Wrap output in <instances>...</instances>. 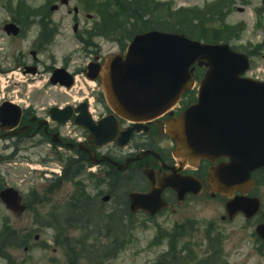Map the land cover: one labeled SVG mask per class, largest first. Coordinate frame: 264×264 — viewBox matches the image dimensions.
I'll list each match as a JSON object with an SVG mask.
<instances>
[{
	"label": "rangeland",
	"instance_id": "rangeland-1",
	"mask_svg": "<svg viewBox=\"0 0 264 264\" xmlns=\"http://www.w3.org/2000/svg\"><path fill=\"white\" fill-rule=\"evenodd\" d=\"M11 1L13 0H0V25L1 21L7 18L6 6L7 3L9 6ZM23 1L24 5L33 6L35 11L38 10L42 14L46 12V15L51 16V19L59 24L60 33L56 35L55 42L49 48V55L45 54L46 59L56 57L58 64H61L65 55L75 54L81 50V45L74 39V15L80 19L88 13L102 12L108 19L107 23L114 17H119L116 15L119 10L117 0H70L69 8L72 13L67 11L68 8L63 7L61 0ZM119 2L129 8L124 13L126 21L123 17L119 19L123 18V21L128 23L134 20L131 18L133 15L138 14L139 21L144 24L138 29H145L146 25L155 27L168 23V29L172 30L173 26L181 21L178 11L182 10L181 13L196 16L193 18L196 19V22L193 21L194 24L204 20L203 27H208L213 33L217 32L224 36L227 39L226 42L236 51L248 54L252 60V68L247 75L264 80L262 0H119ZM140 2L143 3V7H146L145 12L139 10L142 6V4L138 5ZM217 2L221 4L206 10L208 5ZM55 3L61 6L60 11L51 10ZM75 7L79 8L80 15L74 12ZM151 7L157 12L153 13ZM187 17L184 15V18ZM188 21L189 19H184V26L190 25L187 24ZM228 25L233 29L226 31ZM128 27L131 28V26ZM182 32L188 35L187 31ZM101 35L113 40L120 39L123 32L111 29ZM210 37H213V34L208 35V39L198 36L202 41L211 40ZM129 40L126 38L125 42ZM109 44V42L105 44V49L109 50L108 53L118 51L117 46L108 49ZM4 47L5 41L0 36L1 68L2 66L10 67L13 64L12 53ZM45 62L47 65L50 64V60ZM201 71L203 69H198V72ZM15 72L18 73L15 75L17 79H14V75L12 79H9L7 74H0V97L7 91L6 85L12 81L15 83L21 81L24 84L30 83L31 87L27 86V90L35 92V95H49L52 102L63 98L59 90L43 86L44 79L48 77H40L32 83L31 76L22 75L18 70ZM39 89L41 93L38 94L36 91ZM11 153L10 150H0V155ZM36 155L33 161L8 163L0 161V190L5 184L17 188L25 197L26 203L31 206L23 216L16 218L0 204V236L2 240L6 238L8 230L17 242V245L9 246L0 240V264H68L67 249L56 243L58 239L63 240V237L58 238L59 231L56 227L68 230L69 236L78 243L79 248H83L82 256L86 258L83 259L82 264H164L165 260L161 256L171 252L170 243L173 238L179 242L176 245L177 250L182 251L181 264H264V254L259 252L262 248L253 235L255 228L248 225L242 218L234 219V221L222 220L221 217L226 213L218 199L202 197L192 205L184 206L183 210H179L176 215L170 212L158 214L154 218H148L144 213L130 215L128 194L142 187L143 180L128 181V178L122 180L124 176H119L121 177L119 184L111 186L108 181H105L103 190L98 191L92 187L87 175L82 177L81 174L76 177L74 166L70 173L60 176L62 171L70 168L66 162L68 158L64 157L60 160L59 156L56 158L53 153L46 151L37 152ZM50 156L54 157L50 164L42 162L45 157L49 159ZM97 169L98 167L94 168V170ZM54 174L58 178H53ZM47 179H55L54 184L49 183ZM75 183H77V189L74 186ZM73 190H77V202L80 206L81 197L87 194L90 197V200L85 202L84 208L87 206V209L81 210L85 218L80 220V224H88L83 229L77 228L75 223L70 227L67 224V220L71 219V208L67 206L65 197ZM51 194L54 195L51 196ZM107 194L112 195V198L108 202H103L102 197ZM42 197L52 199L51 203L57 204L56 208L53 210L52 206L47 205L39 208L38 213L32 204ZM78 203H74L73 208L79 207ZM191 223L198 228L193 233ZM48 224L54 226L49 227ZM175 229H179L180 237H174ZM95 230L100 232L99 236L92 233ZM36 236H39L38 240ZM81 238H86V244L81 242ZM72 244L76 245L74 242Z\"/></svg>",
	"mask_w": 264,
	"mask_h": 264
},
{
	"label": "flooded vegetation",
	"instance_id": "flooded-vegetation-1",
	"mask_svg": "<svg viewBox=\"0 0 264 264\" xmlns=\"http://www.w3.org/2000/svg\"><path fill=\"white\" fill-rule=\"evenodd\" d=\"M63 3V7L72 13L69 8L70 0ZM24 4L23 0H13L9 6L7 3L8 15L1 21L0 36L5 41L4 48L12 53L13 64L10 67H0V74H7L9 79L14 75V79H17L15 75L18 73L15 70H18L22 75L31 76L32 83L46 76L48 78L44 79L43 86L59 90L63 98L52 102L49 95H35V92L27 90V86L31 87V84L21 83L20 80V83L12 81L6 85L7 91L0 97V150L6 149L12 153L0 155L1 162L33 161L37 152L46 151L53 153L56 158L59 156L60 160L68 158L66 162L70 168L67 172L70 173L74 166L76 177L87 175L92 187L98 191L104 188L105 181L112 186L116 185L117 179H106L114 177L111 172L124 175L128 181L143 180L142 187L136 191L147 193L153 187L161 188L162 197L168 204L156 215L167 212L176 215L184 206L192 205L202 197L218 199L226 210L228 201L240 198L245 205L236 216L232 220L226 215L221 218L224 221L242 218L255 228L253 234H256V229L264 224V169L254 170L250 177L238 172L233 177H227L222 174L223 165L228 162L227 158L216 162L201 160L197 164H190L174 155L176 142L167 133V125L195 101L187 107L181 103L171 113L141 123L121 118L108 106L103 93L102 68L110 56L126 52L127 35L137 30L139 19L136 16L135 21L122 23L120 28L126 31L123 40L122 35L120 39L110 40L101 34L110 27L118 30V22L106 24L101 15L93 13L81 16L80 19L74 15L73 34L74 39L81 45V50L65 55L61 64H58L56 57L46 59L45 54L49 55V48L60 33L59 24L46 15V12L42 14L35 11L33 6ZM60 10L61 6L55 9ZM74 12L81 14L78 7H75ZM11 25L13 28H9ZM147 27L146 25L145 29ZM107 42L110 43L108 49L117 46L118 51L108 53L109 50L105 49ZM124 46L126 47L123 51ZM45 60H50V64L47 65ZM44 91L48 93L47 90ZM36 93H41V89ZM106 118L109 121L104 126L101 122ZM109 134L112 138L105 137ZM54 157H45L42 162L50 164ZM95 167L98 169L94 170ZM213 173H218V176ZM65 174V171L62 172V176ZM53 178L58 177L54 174ZM172 179L180 181L176 188L167 184ZM210 179L246 180H241L236 190L230 196H225L215 194ZM54 180L47 179L51 184H54ZM70 183L73 184L71 181ZM74 186L77 189V183ZM8 187L13 186L5 184L1 190ZM68 193L66 199L63 198L67 201L66 204L73 206L78 203L77 190ZM87 195L82 198L81 205L90 200ZM22 197L27 208L31 207L23 195ZM51 202L52 199L42 197L35 200L32 206L39 213L38 209L47 205L52 206L51 209L56 208L57 204ZM0 204L3 205L1 202ZM159 205L158 202H152L150 209L154 210ZM256 205L259 206L258 210L248 217L247 214ZM257 242L264 247L263 239L258 238Z\"/></svg>",
	"mask_w": 264,
	"mask_h": 264
},
{
	"label": "water",
	"instance_id": "water-1",
	"mask_svg": "<svg viewBox=\"0 0 264 264\" xmlns=\"http://www.w3.org/2000/svg\"><path fill=\"white\" fill-rule=\"evenodd\" d=\"M196 64L206 68L198 101L167 128L177 142L175 156L191 164L229 157L231 162L222 169L227 177L231 172L235 175L236 170L245 169L243 175H247L264 166V82L242 77L250 68L249 58L228 44L204 43L181 33L139 34L125 57L111 56L102 69L104 95L111 109L127 120L139 123L155 119L170 111L192 89ZM108 121L101 124L107 126ZM105 137L112 138L111 134ZM241 180L210 182L215 190L229 195ZM178 183L173 179L171 186ZM160 192L153 189L150 193H131V212L154 215L166 206ZM0 199L16 216L26 209L14 188L1 191ZM109 199L104 197V201ZM155 201L164 205L151 210Z\"/></svg>",
	"mask_w": 264,
	"mask_h": 264
},
{
	"label": "trees",
	"instance_id": "trees-1",
	"mask_svg": "<svg viewBox=\"0 0 264 264\" xmlns=\"http://www.w3.org/2000/svg\"><path fill=\"white\" fill-rule=\"evenodd\" d=\"M117 3H118L117 5L120 7V9H119L120 11H123L126 9L125 5H121L119 0H117ZM155 3L157 5H160L157 2H155ZM217 6H219V5H216L214 7H217ZM151 11L153 13L157 12V10L153 7H151ZM181 12H183V10L178 12V17L181 21L178 22L177 24H175L173 26L172 30L168 29V23L167 24L165 23L164 26L157 25L155 27L160 28V29L162 28V30H167V31H173V30H175V32L187 31L188 35L190 37H194V38H198V36H201V38H203V39H208V35L213 34V37L209 38L211 40H208V41H212V42L227 41V39L224 36L218 34L217 32L213 33V31H211L210 28H208V27H206V28L203 27L204 20H199L200 22L194 24L193 18H195L196 16H190L189 13L186 14V13H181ZM194 12H196V10ZM184 15H187L188 17L184 18ZM184 19H189L187 24H190V25L188 27H186V25L184 26ZM160 24H161V20H160ZM200 24H201V26H199ZM229 29H233V28L230 25H228L226 31ZM88 207H89V205H88ZM82 208H84V207L79 206V207L72 209V212L75 213L74 214V223L77 224V226H76L77 228H81V229L86 228V226L88 225V224H80V220H83L85 218L84 214L81 212ZM57 230L59 231L58 238L63 237V240L58 239L56 241V243L67 249V251H68L67 256L69 258L68 264H82L83 259L86 258V257L84 258L82 256L84 254L83 248H79L78 243L69 236L68 230L60 229L59 227H57ZM174 231H175L174 237H180L181 236L179 229H175ZM92 233L95 235H98V236L100 235V232L98 230H96ZM92 233L90 235H92ZM6 234H7V237L6 238L3 237L4 239L2 240V238L0 236V240L3 241V243L8 244L9 246L17 245L16 239L11 236V233L8 230L6 231ZM101 236H103V235L101 234ZM81 240H82L81 241L82 243L86 244V238H81ZM73 242L76 245H73L72 244ZM171 242H172V243H170V249L172 248L171 252L167 253V254L163 253L164 255L161 256L165 260L164 264H181L182 263V261H181L182 251L181 250L178 251L177 247H176V245H178L179 242L176 241L175 238H173V240ZM183 250H184V247H183ZM169 255H171V256L169 257ZM168 261H169V263H168Z\"/></svg>",
	"mask_w": 264,
	"mask_h": 264
}]
</instances>
